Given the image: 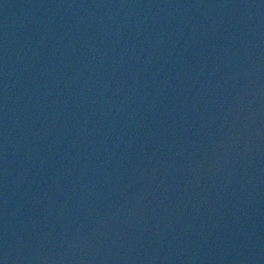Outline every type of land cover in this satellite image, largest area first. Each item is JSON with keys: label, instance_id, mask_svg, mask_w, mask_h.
Returning <instances> with one entry per match:
<instances>
[{"label": "water", "instance_id": "obj_1", "mask_svg": "<svg viewBox=\"0 0 264 264\" xmlns=\"http://www.w3.org/2000/svg\"><path fill=\"white\" fill-rule=\"evenodd\" d=\"M2 264H264V0H0Z\"/></svg>", "mask_w": 264, "mask_h": 264}, {"label": "snow or ice", "instance_id": "obj_2", "mask_svg": "<svg viewBox=\"0 0 264 264\" xmlns=\"http://www.w3.org/2000/svg\"><path fill=\"white\" fill-rule=\"evenodd\" d=\"M0 264H2V262H0Z\"/></svg>", "mask_w": 264, "mask_h": 264}]
</instances>
